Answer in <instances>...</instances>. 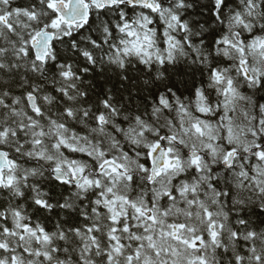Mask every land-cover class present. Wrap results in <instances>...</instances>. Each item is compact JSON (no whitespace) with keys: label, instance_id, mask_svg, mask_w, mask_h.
Wrapping results in <instances>:
<instances>
[{"label":"snow or ice","instance_id":"6c2138e0","mask_svg":"<svg viewBox=\"0 0 264 264\" xmlns=\"http://www.w3.org/2000/svg\"><path fill=\"white\" fill-rule=\"evenodd\" d=\"M0 264H264V0H0Z\"/></svg>","mask_w":264,"mask_h":264},{"label":"clouds","instance_id":"9594fccd","mask_svg":"<svg viewBox=\"0 0 264 264\" xmlns=\"http://www.w3.org/2000/svg\"><path fill=\"white\" fill-rule=\"evenodd\" d=\"M98 70H99V68H98Z\"/></svg>","mask_w":264,"mask_h":264}]
</instances>
